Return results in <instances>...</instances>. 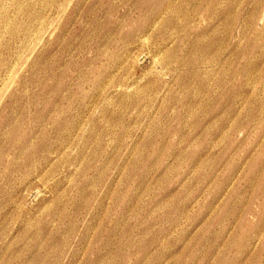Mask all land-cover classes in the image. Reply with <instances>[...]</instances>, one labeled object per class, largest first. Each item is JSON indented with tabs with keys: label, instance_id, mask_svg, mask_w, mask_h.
<instances>
[{
	"label": "rangeland",
	"instance_id": "obj_1",
	"mask_svg": "<svg viewBox=\"0 0 264 264\" xmlns=\"http://www.w3.org/2000/svg\"><path fill=\"white\" fill-rule=\"evenodd\" d=\"M0 264H264V0H0Z\"/></svg>",
	"mask_w": 264,
	"mask_h": 264
}]
</instances>
